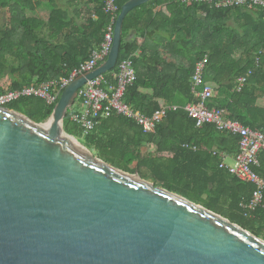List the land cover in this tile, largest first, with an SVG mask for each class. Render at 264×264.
Masks as SVG:
<instances>
[{
    "label": "trees",
    "instance_id": "1",
    "mask_svg": "<svg viewBox=\"0 0 264 264\" xmlns=\"http://www.w3.org/2000/svg\"><path fill=\"white\" fill-rule=\"evenodd\" d=\"M128 1L115 0L117 18ZM43 4V0H0L10 23L9 28L0 29V62L4 65L0 67V93L70 79L104 42L110 24L105 0H48L52 10L48 20L28 15ZM11 53L14 63L5 67ZM205 56L209 59L204 83L197 90H204L207 82L216 86L208 106L226 109L230 119L264 135V8H218L178 0H152L135 8L124 22L119 62L131 58L137 79L127 88L124 102L146 116L166 105L184 107L198 102L193 75ZM117 70L118 65L105 75L113 85ZM242 77L247 80L240 87ZM59 100L48 105L27 97L5 107L40 123L52 116ZM74 110L82 111L80 101ZM71 112L63 121L64 131L82 139L90 150L107 156L116 153L139 171L142 163L149 162L156 178L168 181L163 187L187 198L189 192L198 198L206 195L207 208L262 235L264 207L252 213L242 208L253 197L255 186L221 168L223 160L215 154L233 158L239 150V136L214 125L197 128L184 108L169 111L153 134H145L132 120L113 115L84 135ZM146 144H154L155 152L145 153ZM260 162L257 172L264 178V151Z\"/></svg>",
    "mask_w": 264,
    "mask_h": 264
},
{
    "label": "water",
    "instance_id": "2",
    "mask_svg": "<svg viewBox=\"0 0 264 264\" xmlns=\"http://www.w3.org/2000/svg\"><path fill=\"white\" fill-rule=\"evenodd\" d=\"M150 1L124 4L107 59L64 89L46 122L0 106V264H264L254 232L64 131L80 89L118 65L126 17Z\"/></svg>",
    "mask_w": 264,
    "mask_h": 264
},
{
    "label": "built area",
    "instance_id": "3",
    "mask_svg": "<svg viewBox=\"0 0 264 264\" xmlns=\"http://www.w3.org/2000/svg\"><path fill=\"white\" fill-rule=\"evenodd\" d=\"M183 3H197L216 6L218 8L247 7L264 8V0H178ZM105 12L110 16V24L107 27L104 42L100 49L95 50L89 61L75 70L70 79H53L38 85L25 86L21 89L8 93H0V106H5L21 98L34 97L44 100L48 105L55 104L64 89L79 75L95 70L103 63L110 54L114 42L115 25L117 21L118 7L115 0H105ZM208 56L201 59L195 67L193 85L196 103H189L184 107L173 104L166 105L156 111L152 116H146L124 102V95L127 88L136 79V71L131 58L123 59L118 63V70L114 73L116 85L111 84L105 75H101L86 83L80 89L79 98L82 105L80 113L75 110L70 113L72 120L77 122L83 129L84 135H88L99 125L101 120L108 119L113 115L123 116L134 121L145 134L156 132L157 126L163 121L169 111H176L184 108L191 117L197 128L206 125H214L218 130L239 136V150L232 158L233 165L227 164L229 159L225 153H215L223 162L221 168L226 169L237 180L255 186L253 197L242 208L252 213L260 207H264V178L257 172L261 167L260 153L264 151V135L245 127L239 121L229 118L226 109L211 108L208 101L214 98L216 86L212 83H205L204 90H197L204 83L205 68L208 63ZM252 72L249 71V75ZM247 77H242L240 87L246 83ZM75 107V106H74ZM73 107V108H74ZM70 110V111H71Z\"/></svg>",
    "mask_w": 264,
    "mask_h": 264
},
{
    "label": "rangeland",
    "instance_id": "4",
    "mask_svg": "<svg viewBox=\"0 0 264 264\" xmlns=\"http://www.w3.org/2000/svg\"><path fill=\"white\" fill-rule=\"evenodd\" d=\"M47 1L48 0H43L44 4L40 8H38L37 11L29 12L28 15L37 16L39 18L48 20L51 16L52 10H51L50 6L48 4H46ZM9 24L10 23L8 21V14H7L6 9H3L0 7V29L9 28ZM5 59L7 61V64L5 65V67H8V64L9 65L11 64V66L13 65L14 57L12 56V53L8 54ZM0 67L1 68L4 67V65L1 62H0ZM76 139L79 140L82 144L84 143V141L82 139H78V138H76ZM92 152L96 156L102 158L103 160H105L106 162H108L109 164H111L115 167H118V168L123 169V170H125V169H128L130 171L135 170L134 173H139L143 179H146L152 183H155L156 185L162 186V185L168 183V181L165 182L164 180H159L158 178H156V176L153 174L152 170L148 168L149 162L142 163L141 168H139L140 169V171H139V170H136L137 166L135 164H131L130 162H122L119 159V157H116L117 156L116 153H112L110 156H107L105 152L100 151V150L92 149ZM128 158L129 157H127V159ZM226 161H227V164H229V165L234 164V160L232 158H229ZM128 170H125V171L129 172ZM129 173H131V172H129ZM188 198L191 199L192 201H195L194 199H200L199 204H202V205L208 203L207 202L208 198L206 195L203 196L202 198H198V195L195 192H189ZM195 202H197V201H195ZM260 231L262 232V235L260 237L264 239V228Z\"/></svg>",
    "mask_w": 264,
    "mask_h": 264
},
{
    "label": "crops",
    "instance_id": "5",
    "mask_svg": "<svg viewBox=\"0 0 264 264\" xmlns=\"http://www.w3.org/2000/svg\"><path fill=\"white\" fill-rule=\"evenodd\" d=\"M184 104V103H183ZM83 110V109H82ZM144 152H149V153H153L156 150V146L154 144H146L144 145ZM163 154V153H162ZM162 154H160V156H162ZM163 155H169L167 153H164Z\"/></svg>",
    "mask_w": 264,
    "mask_h": 264
},
{
    "label": "bare ground",
    "instance_id": "6",
    "mask_svg": "<svg viewBox=\"0 0 264 264\" xmlns=\"http://www.w3.org/2000/svg\"><path fill=\"white\" fill-rule=\"evenodd\" d=\"M67 137H68V136H67ZM69 139H70V140H72L73 142H76V143H78V140H77V139H75V138H73V137H70V136H69ZM78 144H79V143H78Z\"/></svg>",
    "mask_w": 264,
    "mask_h": 264
}]
</instances>
